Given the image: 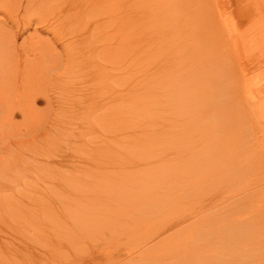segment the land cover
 <instances>
[{
    "label": "rangeland",
    "instance_id": "374dc122",
    "mask_svg": "<svg viewBox=\"0 0 264 264\" xmlns=\"http://www.w3.org/2000/svg\"><path fill=\"white\" fill-rule=\"evenodd\" d=\"M44 1L0 0V29L6 30L15 41L20 54L27 56L26 52H29L31 55L36 48L50 45L54 61L50 60L43 75H36L38 81L36 77L34 79L38 87L46 84L44 89L48 93L47 98H50L48 101L40 97L35 107L39 116L24 120L17 115L8 126L3 127L0 123V264H81L80 259L92 252L95 255L130 252L129 248H134L133 244L139 240L136 234L128 239L126 231H118L113 226L116 231L109 232L111 224L109 220L110 225L106 222L110 207L114 209V204H119L110 198L123 187L124 182L119 184L121 179H133L142 174L140 169L143 168L135 162L140 160L134 153H124L125 145L135 146L137 141L134 133L138 121L134 113L137 112V105L132 103V95L139 81L134 71L127 73L132 58L125 46L122 50L123 69L118 70L120 73L116 70L119 60L115 58L113 62L107 59L109 48L111 53H115L113 56L117 55L114 48L120 38L107 39L106 35L116 32L114 28L118 26L140 24L146 11L152 10L157 0H56L59 4H54L59 6L60 11L62 9L56 22L58 25L52 24L53 15L49 16L54 5H50L49 0ZM50 1L53 3V0ZM207 2L224 13L228 28L237 38L230 64L237 79L232 85L241 98L233 95L223 99L220 114L224 119L219 125L224 126L219 128L218 135L222 137L236 132L238 141L251 145L249 137L252 132L258 136L264 133V121L259 122L264 108L257 109L255 113H245L244 90L249 91L246 88L249 86L264 100V0ZM208 17L210 15L207 14ZM52 26L56 31H51ZM104 27L108 28V33ZM93 30L92 35L90 32ZM99 30L104 34H99ZM66 31L71 34H66ZM88 35L92 39L87 38ZM84 39L88 41L86 45ZM89 39L97 45L92 47ZM43 43L45 45H41ZM89 44L90 48L97 47L98 50L94 52L92 49L90 52L93 53H90L86 50ZM33 46L34 49L31 48ZM90 60L98 62L101 68ZM18 66L12 62L9 67L12 72L15 71L16 82L21 83L26 76ZM83 66L88 68V73ZM234 99L240 105L233 104L231 101ZM109 147L111 150L115 147L117 153H95V150ZM76 149H83L85 154ZM223 158L222 155L220 159ZM235 160L236 163L234 154L229 153L227 161L214 173L217 180L214 178L213 184L219 183L220 186L203 198L209 205L206 213L225 210L242 202L240 199L246 197L242 191L245 185L246 189L249 188V196L244 204L251 216L249 223L254 231L253 241L249 250L236 244V240L231 248L232 254L227 248L219 247L210 250L208 256L216 264H264V234L261 233L264 230V202L258 195V189H264V166L251 156L247 160L242 157ZM130 185V182L125 184ZM92 210H97L95 217L101 221L87 224L83 221L84 216ZM99 230L105 231L106 235L97 241L82 237L72 244L68 238L70 231L83 236ZM154 240L151 239V244L158 241ZM100 260L95 264L104 262Z\"/></svg>",
    "mask_w": 264,
    "mask_h": 264
},
{
    "label": "bare ground",
    "instance_id": "6f19581e",
    "mask_svg": "<svg viewBox=\"0 0 264 264\" xmlns=\"http://www.w3.org/2000/svg\"><path fill=\"white\" fill-rule=\"evenodd\" d=\"M50 2L49 0L48 3L54 6L50 9L52 12H49V16L53 15L51 22L57 24L62 9L60 11L59 6L54 4L58 3L57 1ZM163 2L161 5V0H157L152 10L146 11V16L141 19L140 24L122 28L118 26L114 28L117 29L114 34L108 33L107 27V29L103 28L108 33L107 39H114L117 36L120 38L116 40L119 44L116 43L114 48L117 55L113 56L115 53H111L109 48L108 54H110L107 59L113 62L115 58L119 60L115 68L117 71H122L124 52L122 50L125 46L126 52L132 58L127 73L134 71L139 81L132 95L133 100L131 99L132 103L137 105V112L133 111L138 117L134 132L137 141L135 146L125 145L124 153H134L140 160L135 162L143 165L140 169L141 175H136L135 178L132 176L133 179L129 177L121 179L119 184L124 182L120 189L121 193L112 194L110 198L115 199L119 204L113 203L114 209L110 207L106 222L111 224L108 226L109 232H115L113 227H116L118 231H126L128 239L136 234L139 240L133 244L134 248H129L130 252L116 254L108 252L106 255L102 252V255H95L92 252L93 254L89 253L84 259H80L81 264H95L99 259L104 261L98 262L99 264H216L208 256L210 250L227 248L228 253L232 254L231 248L236 240V244L243 245L245 250L250 249V243L253 241L254 231L249 223L251 216L248 207L244 204L249 196L247 183L248 189L243 183L246 190L242 188V191L246 193V197L240 199L242 202L225 210L206 213L209 205L205 204L203 199L215 187L220 186L219 183L213 184L214 178L217 180L214 173L227 161L229 153L234 154V163L237 162L235 159L242 157L247 160L251 156L260 160L259 162L264 166V133L258 136L252 132L249 137V143H253L251 145L238 141L236 132L222 137L218 135L219 128L224 126L219 125L224 119L220 114L223 99L233 95L241 98L232 85L237 79L230 64L237 38L228 28L224 13L219 8L216 10L214 6L209 5L207 0H164ZM206 13L210 17L207 18ZM52 28L51 31H56L53 26ZM4 31L0 29V117H2L0 123L1 126H8L17 115H21L24 120L39 116L35 112V107L40 97L48 101L50 98L49 96L47 98L48 93L45 91L46 88L44 89L46 84L43 83V87H38L34 79L37 74L43 75L48 64L54 61H52L53 50L50 45H46L43 49L36 48L31 55L26 52L27 56H25L20 54L15 41L6 30ZM93 32L95 30L90 34L93 35ZM67 33L71 34L70 31H66ZM98 33L101 34L102 31L99 30ZM88 37L91 38L89 35ZM85 41L83 42L86 45L88 41ZM90 43L92 44V41ZM91 44L86 50L90 52L94 49L96 52L98 48L92 47L97 43ZM31 48L34 49V46ZM100 56L102 60V55ZM88 57L91 56H87V59ZM85 58L84 56L83 60ZM94 60L90 61L101 68ZM12 62L13 65L17 64L23 69L26 79H22L21 83L16 82L13 76L15 71L12 72L9 67ZM84 66L86 67L85 64ZM86 72L88 73V70ZM106 73L104 74L107 75ZM21 88L25 90L20 91ZM246 88L249 91L244 90L245 113H255L257 109L264 108L263 98L252 91L251 87L246 86ZM234 100L231 101L233 104L236 102V105H240L237 99ZM261 115L262 119L259 122L264 121V113ZM82 147L86 148V146ZM113 149L115 150V147ZM76 150L80 151V149ZM114 150L109 147L100 151L95 150V153H117ZM80 152L82 153L83 149ZM222 155L225 158L220 159ZM135 165L138 167L137 164ZM247 177L244 179L250 182ZM127 182L131 185L125 186ZM258 195L264 202V189L262 191L258 189ZM95 211L97 210L85 214L83 221L87 224L101 221L99 217H95L98 214ZM261 233L264 234V230ZM104 235L106 232L103 230L92 231L83 236L70 231L68 238L74 244L82 237L93 242ZM151 239L158 241L151 244Z\"/></svg>",
    "mask_w": 264,
    "mask_h": 264
}]
</instances>
